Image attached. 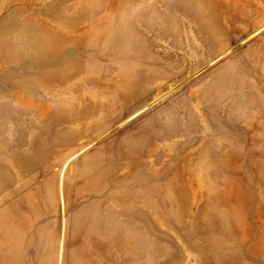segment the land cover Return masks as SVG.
Returning <instances> with one entry per match:
<instances>
[{
	"label": "rangeland",
	"instance_id": "rangeland-1",
	"mask_svg": "<svg viewBox=\"0 0 264 264\" xmlns=\"http://www.w3.org/2000/svg\"><path fill=\"white\" fill-rule=\"evenodd\" d=\"M0 264H264V0H0Z\"/></svg>",
	"mask_w": 264,
	"mask_h": 264
}]
</instances>
